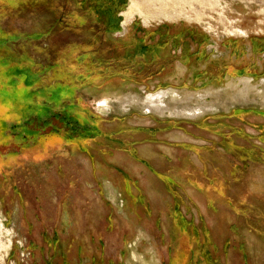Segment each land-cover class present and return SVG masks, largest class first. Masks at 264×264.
Masks as SVG:
<instances>
[{
  "label": "rangeland",
  "instance_id": "rangeland-1",
  "mask_svg": "<svg viewBox=\"0 0 264 264\" xmlns=\"http://www.w3.org/2000/svg\"><path fill=\"white\" fill-rule=\"evenodd\" d=\"M8 1L0 264H264V0Z\"/></svg>",
  "mask_w": 264,
  "mask_h": 264
},
{
  "label": "trees",
  "instance_id": "trees-1",
  "mask_svg": "<svg viewBox=\"0 0 264 264\" xmlns=\"http://www.w3.org/2000/svg\"><path fill=\"white\" fill-rule=\"evenodd\" d=\"M17 4L18 3V5L19 6H21V4L23 5L24 3H22V0H10V1H8V4L9 5H11V4ZM62 61L63 60H60L59 61V59H57L56 57L53 59V63H52V68L53 69H59L58 71H61V72H65V71H63V69H61V63H62ZM13 63H15L16 65H15V67H13L11 70H13V72H15L16 74H18L19 75V73H23L19 68H21V66H23V65H20L18 62L16 63V62H13ZM70 72H72L73 73V71H70ZM72 73H69V74H72ZM79 73V72H78ZM2 75L4 76V77H6L7 79H8V82L9 81H11V82H9L10 84H12V85H14L15 83H16V81H15V77H16V75H14V74H8L6 71L5 72H2ZM10 76V77H9ZM20 76V75H19ZM73 76V75H72ZM7 79H6V82H7ZM4 83L3 82V84H1L0 85V94H3L4 96H9V97H11V93L9 94V91H7V88H6V86L5 85H7V83ZM28 83V82H27ZM64 87L63 85H57V87ZM12 94H14V93H12ZM30 94V93H29ZM29 94H27L26 96L27 97H29ZM31 96V95H30ZM13 97H15V94H14V96Z\"/></svg>",
  "mask_w": 264,
  "mask_h": 264
},
{
  "label": "bare ground",
  "instance_id": "bare-ground-1",
  "mask_svg": "<svg viewBox=\"0 0 264 264\" xmlns=\"http://www.w3.org/2000/svg\"><path fill=\"white\" fill-rule=\"evenodd\" d=\"M131 14H132V12H131Z\"/></svg>",
  "mask_w": 264,
  "mask_h": 264
},
{
  "label": "flooded vegetation",
  "instance_id": "flooded-vegetation-1",
  "mask_svg": "<svg viewBox=\"0 0 264 264\" xmlns=\"http://www.w3.org/2000/svg\"><path fill=\"white\" fill-rule=\"evenodd\" d=\"M3 1H5V0H3Z\"/></svg>",
  "mask_w": 264,
  "mask_h": 264
}]
</instances>
